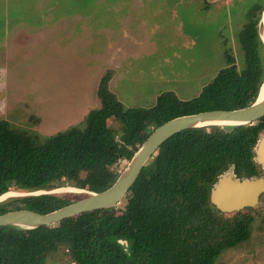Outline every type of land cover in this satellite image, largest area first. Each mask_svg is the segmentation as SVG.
Segmentation results:
<instances>
[{
  "label": "trees",
  "instance_id": "16d2710c",
  "mask_svg": "<svg viewBox=\"0 0 264 264\" xmlns=\"http://www.w3.org/2000/svg\"><path fill=\"white\" fill-rule=\"evenodd\" d=\"M263 7L254 4L245 12L238 33L243 65L225 49V65L190 98L163 91L151 106L126 107L108 87L109 70L96 90L100 105L82 125L40 141L0 119V194L62 186L101 191L117 178L119 162L129 160L164 121L253 102L256 93L252 100L249 94L264 78V44L257 29ZM263 130L261 118L174 133L144 164L121 198L122 207L119 201L35 228L0 226V264H44L60 248L75 264H213L222 250L243 238L251 218L237 211L223 217L211 203L212 185L230 165L236 178L261 175L253 157ZM71 201L60 192L28 194L1 201L0 213L23 206L49 212Z\"/></svg>",
  "mask_w": 264,
  "mask_h": 264
},
{
  "label": "rangeland",
  "instance_id": "374dc122",
  "mask_svg": "<svg viewBox=\"0 0 264 264\" xmlns=\"http://www.w3.org/2000/svg\"><path fill=\"white\" fill-rule=\"evenodd\" d=\"M254 4L264 0H0V119L40 141L82 125L100 105L96 90L109 70L108 87L126 107L151 106L163 91L190 98L225 65V49L243 65L238 33ZM60 193L76 200L84 192ZM260 200L222 212L251 221L213 264H264V194ZM44 264L75 263L60 248Z\"/></svg>",
  "mask_w": 264,
  "mask_h": 264
},
{
  "label": "water",
  "instance_id": "95a60500",
  "mask_svg": "<svg viewBox=\"0 0 264 264\" xmlns=\"http://www.w3.org/2000/svg\"><path fill=\"white\" fill-rule=\"evenodd\" d=\"M260 94H263L262 96ZM261 96V97H260ZM264 117V78L253 102L234 109H211L170 118L156 126L141 142L118 174L115 181L101 191L79 188L86 195L49 212L20 207L0 213V226L19 225L35 228L51 225L59 220L85 211L115 205L127 193L144 164L155 154L160 144L174 133L194 127L231 126L249 124ZM253 160L257 169H264V132L254 145ZM55 189L40 193H56ZM32 194L33 192H25ZM264 194V175L236 178L234 173H222L213 183L210 200L221 212H233L256 206ZM1 195V194H0ZM24 195V194H22ZM3 201V200H1ZM0 201V202H1Z\"/></svg>",
  "mask_w": 264,
  "mask_h": 264
},
{
  "label": "bare ground",
  "instance_id": "6f19581e",
  "mask_svg": "<svg viewBox=\"0 0 264 264\" xmlns=\"http://www.w3.org/2000/svg\"><path fill=\"white\" fill-rule=\"evenodd\" d=\"M262 22L264 23V14L262 16ZM260 34H261L260 37H261L262 41L264 42V30L262 31V33L260 32ZM260 95L262 96L263 94H260ZM55 190L58 192L67 191V190L76 191V192H83L79 188L74 187V186H62V187L55 188ZM41 191L42 190L39 189V190H35V191H24V192H33L32 194H41L40 193ZM23 193H20L18 191H14V190L6 191L0 195V201L5 200V199L12 197V196H19Z\"/></svg>",
  "mask_w": 264,
  "mask_h": 264
},
{
  "label": "flooded vegetation",
  "instance_id": "af4514ba",
  "mask_svg": "<svg viewBox=\"0 0 264 264\" xmlns=\"http://www.w3.org/2000/svg\"><path fill=\"white\" fill-rule=\"evenodd\" d=\"M263 175V174H262Z\"/></svg>",
  "mask_w": 264,
  "mask_h": 264
}]
</instances>
